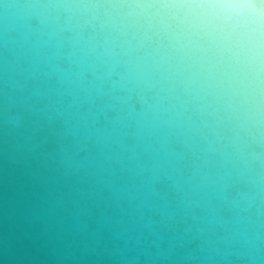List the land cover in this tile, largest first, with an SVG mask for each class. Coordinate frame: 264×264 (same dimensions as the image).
Wrapping results in <instances>:
<instances>
[{"label":"water","instance_id":"1","mask_svg":"<svg viewBox=\"0 0 264 264\" xmlns=\"http://www.w3.org/2000/svg\"><path fill=\"white\" fill-rule=\"evenodd\" d=\"M147 3L0 0V264H264V101Z\"/></svg>","mask_w":264,"mask_h":264},{"label":"clouds","instance_id":"2","mask_svg":"<svg viewBox=\"0 0 264 264\" xmlns=\"http://www.w3.org/2000/svg\"><path fill=\"white\" fill-rule=\"evenodd\" d=\"M183 57L218 72L248 108L264 101V0H152L142 5Z\"/></svg>","mask_w":264,"mask_h":264}]
</instances>
